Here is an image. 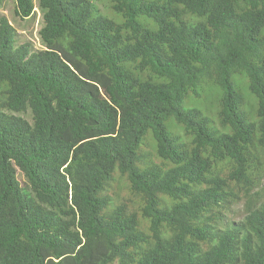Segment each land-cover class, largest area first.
<instances>
[{"label":"trees","instance_id":"16d2710c","mask_svg":"<svg viewBox=\"0 0 264 264\" xmlns=\"http://www.w3.org/2000/svg\"><path fill=\"white\" fill-rule=\"evenodd\" d=\"M38 7L43 49L0 17V264H264V0Z\"/></svg>","mask_w":264,"mask_h":264},{"label":"rangeland","instance_id":"374dc122","mask_svg":"<svg viewBox=\"0 0 264 264\" xmlns=\"http://www.w3.org/2000/svg\"><path fill=\"white\" fill-rule=\"evenodd\" d=\"M36 8L32 17L21 20L15 14L16 0H4L0 4V17L4 16L8 19L10 24L17 30L18 34L26 41H33L37 48L43 49V44L40 40L39 31L43 27L42 12L38 7V0H35ZM101 9L107 10L105 3H100ZM236 85L241 89L246 98V105L244 109L249 114L252 121H257L256 110H257V98L251 92L249 88V82L243 75H236L234 78ZM220 90L215 87L206 89V92L201 98H192L187 103L188 108L196 107L203 112H207L212 115V112L216 110L218 98L220 96ZM25 116L31 120V116Z\"/></svg>","mask_w":264,"mask_h":264}]
</instances>
